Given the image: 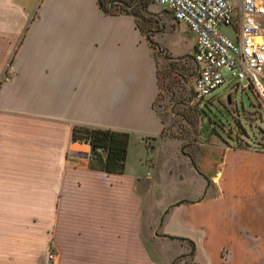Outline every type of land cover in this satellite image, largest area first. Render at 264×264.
<instances>
[{"label": "crops", "instance_id": "obj_1", "mask_svg": "<svg viewBox=\"0 0 264 264\" xmlns=\"http://www.w3.org/2000/svg\"><path fill=\"white\" fill-rule=\"evenodd\" d=\"M159 89L135 13L0 0V264H49L50 250L52 264H264V149L205 144L201 189L155 199L162 175L182 177L155 160L182 153L163 136ZM75 126L128 133L123 167L71 150ZM167 243L180 250L167 256Z\"/></svg>", "mask_w": 264, "mask_h": 264}, {"label": "rangeland", "instance_id": "obj_2", "mask_svg": "<svg viewBox=\"0 0 264 264\" xmlns=\"http://www.w3.org/2000/svg\"><path fill=\"white\" fill-rule=\"evenodd\" d=\"M104 8L114 11L134 12L140 26L150 40L157 62L159 93L155 107L164 121L163 136L179 142L181 151H158L156 162L162 167L180 166L182 177H170L167 173L156 181L152 192L156 200L170 202L188 197L201 189L204 180L196 173L193 159L205 144L222 143L255 149H264V101L251 89H232L236 78L231 71H223L225 80L203 99L193 94L195 63L194 35L182 21L162 9L153 0H102ZM221 29L232 34L230 27ZM230 93V102L227 94ZM138 150L129 151V162H136ZM192 153V154H191ZM151 177L156 174L153 166L145 167ZM199 170V168L197 167ZM161 173V171H160ZM177 173V170H176ZM167 256L180 250L178 243H167ZM49 252H52L50 250ZM48 252V254H49ZM55 258V256H54ZM54 258H49L52 264ZM185 255L178 256L172 264H179Z\"/></svg>", "mask_w": 264, "mask_h": 264}, {"label": "built area", "instance_id": "obj_3", "mask_svg": "<svg viewBox=\"0 0 264 264\" xmlns=\"http://www.w3.org/2000/svg\"><path fill=\"white\" fill-rule=\"evenodd\" d=\"M186 23L194 35L192 85L196 99L225 80L232 89L251 88L264 101V0H153ZM230 27L232 34L221 29ZM48 257L53 259L54 253Z\"/></svg>", "mask_w": 264, "mask_h": 264}, {"label": "trees", "instance_id": "obj_4", "mask_svg": "<svg viewBox=\"0 0 264 264\" xmlns=\"http://www.w3.org/2000/svg\"><path fill=\"white\" fill-rule=\"evenodd\" d=\"M134 13V12H133ZM83 129V136H78L77 131ZM73 138L76 141L89 142L93 146L107 152L105 163L117 164L119 168L124 165L128 133H120L103 127L75 126Z\"/></svg>", "mask_w": 264, "mask_h": 264}, {"label": "water", "instance_id": "obj_5", "mask_svg": "<svg viewBox=\"0 0 264 264\" xmlns=\"http://www.w3.org/2000/svg\"><path fill=\"white\" fill-rule=\"evenodd\" d=\"M227 100L230 102V93L227 94ZM94 146L89 142L73 140L70 143V149L83 153H88Z\"/></svg>", "mask_w": 264, "mask_h": 264}]
</instances>
